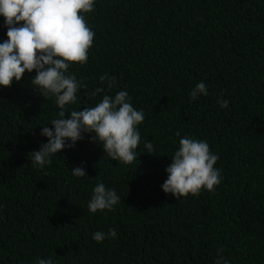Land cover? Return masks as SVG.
Here are the masks:
<instances>
[{"label": "trees", "instance_id": "trees-1", "mask_svg": "<svg viewBox=\"0 0 264 264\" xmlns=\"http://www.w3.org/2000/svg\"><path fill=\"white\" fill-rule=\"evenodd\" d=\"M84 15L95 37L68 74L87 87L66 111L127 91L145 115L138 161L111 160L83 134L32 167L55 97L32 90L35 71L0 87V264H264V0H95ZM6 31L0 16V42ZM105 74L116 77L110 91ZM200 82L208 95L190 101ZM96 87L105 92L92 97ZM184 136L218 155L221 182L175 199L161 185ZM81 166L86 176H73ZM97 183L120 197L112 211H88ZM110 228L115 239H92Z\"/></svg>", "mask_w": 264, "mask_h": 264}, {"label": "clouds", "instance_id": "clouds-1", "mask_svg": "<svg viewBox=\"0 0 264 264\" xmlns=\"http://www.w3.org/2000/svg\"><path fill=\"white\" fill-rule=\"evenodd\" d=\"M94 6L95 0H0V16L4 17L7 28V39L0 42V87H10L26 71H35L30 81L32 90L43 98L55 97L58 108L57 118L50 122L52 127H41L40 135L47 142L41 143L39 150L28 153L34 168L50 165L53 156L66 147H74L84 138L83 134H90L89 142L100 145L103 154L111 160L126 165L138 161L136 149L141 143L138 125L144 122L145 115L133 107L127 91H118L114 96L104 94L93 107L66 111V105L76 102L78 90L87 87L75 74H68V70L73 64L87 63L95 33L87 25L84 14L92 12ZM99 80L101 85L107 82L110 91L116 77L105 74ZM104 92V87H96L90 95L96 97ZM201 95H208L203 82L190 90L189 100ZM217 103L221 109L228 107L227 100L218 99ZM144 148L147 154L154 151L150 141L144 143ZM218 159L206 142L184 136L165 169L163 192L179 199L189 194L195 196L201 190L215 191L221 182L220 170L214 167ZM71 174L86 176L82 166L75 167ZM119 203L115 190L97 183L87 209L90 213L112 211ZM106 238L115 239L116 230L110 228L107 234L103 231L92 234L98 243ZM36 264H53V261L38 257Z\"/></svg>", "mask_w": 264, "mask_h": 264}]
</instances>
